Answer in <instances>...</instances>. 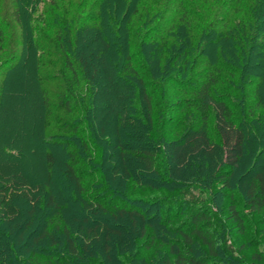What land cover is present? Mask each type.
<instances>
[{"label": "trees", "instance_id": "16d2710c", "mask_svg": "<svg viewBox=\"0 0 264 264\" xmlns=\"http://www.w3.org/2000/svg\"><path fill=\"white\" fill-rule=\"evenodd\" d=\"M13 1L29 21L37 1ZM221 1L76 3L45 94L61 131L0 133V264H152L160 245L158 264H264L236 245L264 234V0L230 27Z\"/></svg>", "mask_w": 264, "mask_h": 264}, {"label": "rangeland", "instance_id": "374dc122", "mask_svg": "<svg viewBox=\"0 0 264 264\" xmlns=\"http://www.w3.org/2000/svg\"><path fill=\"white\" fill-rule=\"evenodd\" d=\"M36 1L35 10L31 9V14L30 12L26 13L29 20L27 21L28 24L26 20H23L20 25L10 15L3 16V8H10L11 5L13 8L15 2L13 0H0V31L3 33L0 46V133L4 140H15L18 145L27 147L31 144H26V138L29 139L27 141L34 143L32 138H36L39 133L49 135L61 131V128L58 127L57 116L63 115V112L55 108H49L51 109L49 111L45 103V97L47 94L50 95L58 91V83L60 82L53 78L52 72L63 65L62 43H64V40L59 33L64 34L66 32L65 25L68 24L69 17L73 16L74 6L79 2V0H55L54 3L53 0H50L51 3L48 0ZM91 1L93 0H90V3ZM193 1L197 2V6L201 11L207 9L210 13H215L217 6H221L223 2H226H220V0ZM204 1L205 4L202 8L201 4ZM239 1L240 3L236 4L235 0H230L226 5V10H236V13L230 17L229 27L233 25V22H238L236 21L238 19L248 20L253 17L248 10V6L253 7L255 0ZM177 3H175V6ZM28 7L31 8V5H28ZM57 10L58 12H56ZM174 20H176V15L172 10L167 24L169 25ZM204 22L203 19H195L192 31L199 33L201 28L204 27ZM76 24L78 25L79 22ZM76 116L77 114H71L72 119ZM34 146L36 148V158L33 161L35 164L34 169L35 173L41 174L44 172L42 152L45 148L43 149L38 144H34ZM54 152L61 162L64 158L63 152L59 150H54ZM57 171H59V168H57ZM57 186L59 185L57 184ZM60 192L63 194V188L61 187ZM183 220L184 214H181L171 225H181ZM167 236L171 241L175 237L171 233H167ZM253 237L254 240H251L249 234H246V237L241 236L236 244L239 247L243 242L246 246L242 251L238 250V255L245 257L247 261L250 260L249 257L252 254L262 253L264 257V241L262 242L264 234L253 233ZM242 239L244 241H241ZM164 249L165 245L152 247L147 252L148 261L152 264L162 262Z\"/></svg>", "mask_w": 264, "mask_h": 264}]
</instances>
